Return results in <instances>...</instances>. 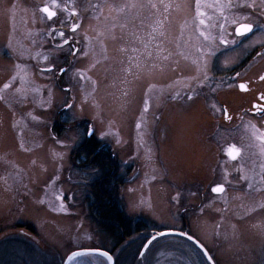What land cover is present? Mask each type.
Segmentation results:
<instances>
[{
	"label": "rangeland",
	"instance_id": "374dc122",
	"mask_svg": "<svg viewBox=\"0 0 264 264\" xmlns=\"http://www.w3.org/2000/svg\"><path fill=\"white\" fill-rule=\"evenodd\" d=\"M102 1L76 0V10L84 15L78 33L84 39L82 50H88L85 30H104L111 23L105 19L109 16L108 9L89 6L103 4ZM113 2L116 0H108V4ZM186 2L194 5V0ZM5 4V0H0V46L7 37L3 28ZM161 13L153 16L151 11L150 14L139 12L143 23L146 20V26L142 27L139 18L140 37L152 52V59L147 63L149 68L156 64L155 69L138 70L137 77L128 75L125 69L131 66L133 73L135 69L136 61L129 64L131 57L139 56L141 63L146 61L142 55L144 44H129L127 39L106 41L105 59L95 33L89 31L94 58L102 64L87 72L91 80H81L77 73L84 74L91 61L79 53L73 59L71 108L65 111L68 114L64 115L61 107L70 99L66 100L60 89L57 92L52 75L41 74L31 66L26 69L29 77L42 75L38 76L42 78L43 107L34 106L35 87L29 85L31 89H26L29 95L23 106L12 104L7 108L0 104V264H64L71 254L85 250L114 252L118 264H209L193 243L180 236L154 240L141 256L144 246L156 233L185 232L182 214L187 217L189 234L205 246L215 264H264V236L252 227L259 224V215H245L241 220L246 207L241 204L233 208L232 202L224 205L225 209L221 205L208 207L204 213L195 209L196 186L191 179H186L187 168L182 159L186 150V163L194 175L196 147L193 138L185 137L190 125L185 120L184 106L188 102L190 106L196 100V93L201 94L208 83V78L201 79L205 59L201 49L212 53L216 50L200 37L193 8L172 9L170 13H164L161 8ZM157 19L167 20L166 37L152 32ZM129 28L124 29V35ZM120 31L117 27L118 36L123 34ZM157 43H162L167 51L158 52ZM120 46L128 47L129 51L120 53L117 50ZM133 46L141 52H132ZM12 47L16 45L12 43ZM169 53V59L164 60ZM46 63L43 61V66ZM0 67L1 75V63ZM211 67V64L207 67V77ZM35 78H31L33 83L37 82ZM185 95L187 99L189 95L194 99L185 103ZM147 99H150V108ZM58 109L60 113L56 115ZM86 139L97 140L111 150L118 161V174L125 179L119 188L125 214L134 222L142 220L148 224L121 245L91 216L89 194L100 171L84 156L76 157L75 151ZM185 139H188L187 146H184ZM177 193L179 203L173 199ZM224 215L226 220L220 221L225 219ZM18 224L23 227L18 229ZM233 225H236L235 232ZM70 264H108V261L104 257L84 255Z\"/></svg>",
	"mask_w": 264,
	"mask_h": 264
},
{
	"label": "flooded vegetation",
	"instance_id": "af4514ba",
	"mask_svg": "<svg viewBox=\"0 0 264 264\" xmlns=\"http://www.w3.org/2000/svg\"><path fill=\"white\" fill-rule=\"evenodd\" d=\"M5 1V10H2L5 12L4 18L6 19L3 21L6 25L3 28L7 33V37H5V43L0 46V63L3 66L0 75V95H4L6 99L0 100V104L7 108L11 107L12 104L14 107L23 106L27 99L26 96L29 95L28 90L26 92L29 85L31 88L35 87L33 88L35 100L32 101L34 106L38 108L43 107L44 99L41 92L42 83L40 79H42L41 74L44 72L40 71V67H43V61H45L43 57L47 55L49 57L47 63L54 66V71L50 72V74L52 75L54 86L57 87V92L60 89L65 93L66 100L70 99L67 105L63 103V107H61L64 108L61 112L65 115L67 113L65 111L71 108L68 107L72 101L71 66L76 56L71 55L70 47L67 45L62 50L55 48L56 42L59 41L58 32L51 39L44 36L43 33L50 31L51 28H63L68 39L73 41L71 47L81 48L82 42L84 43V39L78 35L81 29L76 33L68 31V14L54 6L53 11L57 12V16L53 20L44 18L43 13L38 11V7L45 4L51 5L52 0H22V4L15 3L20 0ZM27 1L31 3H26ZM58 2L63 6L65 0H58ZM116 2L123 3L125 0H116ZM202 2L207 5H215L216 0H202ZM102 3H108V0H103ZM144 11L150 14L149 10ZM201 11L205 12L206 15L198 17L195 14V26L196 28H200L198 30L199 34L205 32L206 35L215 38V42H213L211 39L205 40L200 36L207 46L214 45L216 52L212 54L209 60L211 62L208 61V66L211 64L212 67L208 73L209 77L208 83L205 85L206 88L201 94L196 93V100L190 106L188 105L187 95L183 96L185 103L188 102L184 106V116L185 120L188 121L187 124L190 125V129L188 128L189 133L185 137H189V139L193 138L196 147L194 175L191 174L193 171L189 168L188 163H186L188 162L186 161V150L182 153V159L187 168L185 177L187 180L191 179L196 186L195 200L197 206L195 209L199 212L203 209L201 213H204L209 208L213 209L215 205L218 207L221 205L222 209H225L226 206L224 205L231 202L234 204L233 208L244 204L247 209L253 201L259 202L261 199H264V192L256 191L249 195L244 182L238 183L234 179L238 175L234 165L243 164L245 174L253 177L255 175L253 169L258 172L260 162L264 161V157L260 155V142L254 139V130L249 127V122H251L257 129L264 132V120H261L259 116H255L252 109L253 104L260 102L258 97L264 91V83L258 80L259 75L264 74V15L258 14L259 9L256 12H253L251 9H225L224 15L228 16V20L225 21L220 11L215 7H202ZM1 12L0 10V15ZM137 15L139 16V12H137ZM244 15L250 16L253 31L245 36H238L234 32L235 22L233 17L242 18ZM83 17L84 15H81L82 23ZM200 19H204V25L200 24ZM145 21L142 27L146 26ZM147 23H149L150 28L151 22L149 19ZM132 27H135L137 35L140 36L139 18L135 20L134 25H131L130 28ZM121 31L124 34V29ZM37 32H40L41 35L36 36ZM126 32L128 33L129 31L127 30ZM142 34L144 35L145 33ZM221 37L229 41H235V43L228 45L221 44L219 43ZM33 41H36V43H33ZM76 41H79V44L75 43ZM12 43L16 45L15 48L12 47ZM17 44L19 45L17 46ZM21 52L24 54L20 55L19 53ZM38 53L39 55H37ZM29 66L35 67L40 71L41 74L38 75H41V77L34 74H31L29 77L26 72ZM62 69L66 70L63 74L61 72ZM134 73H136L135 76L137 77L138 69L136 67ZM13 77H16L13 88L3 91L4 84L12 83ZM31 78H35L37 82L33 83ZM29 79L32 82L30 84L28 83ZM245 82L249 83L251 89L247 93L242 92L238 87L239 83ZM16 89H21V91L17 92ZM18 100L20 102H17ZM147 102L148 108H150V99H147ZM47 107L50 106L48 105ZM59 110L56 112V115L60 113ZM228 116L232 118L230 121L227 119ZM187 140L185 139L184 146H187ZM233 146L242 149L244 156L242 161H233L227 155L228 150ZM183 168L185 169V167ZM226 174H228L227 179L232 181V185H226L229 191L224 198H217L216 194L212 193L210 189L217 183H223ZM258 181L259 177H256L253 183L257 187H260ZM187 195L189 194H186V197H188ZM214 199L215 204L212 203ZM210 203L213 206L209 207ZM184 210H187V208ZM245 215L249 216L247 212L243 216ZM234 217H237V214ZM224 218H220L219 220H226L225 215ZM261 219L260 217L257 220L259 224L261 223ZM182 221L185 232L189 233L187 217L183 214ZM22 227L23 225L18 224V229ZM219 230L220 227H218L217 235L220 234ZM262 249L264 250V246H262ZM113 253L111 254L115 256V253Z\"/></svg>",
	"mask_w": 264,
	"mask_h": 264
},
{
	"label": "snow or ice",
	"instance_id": "6c2138e0",
	"mask_svg": "<svg viewBox=\"0 0 264 264\" xmlns=\"http://www.w3.org/2000/svg\"><path fill=\"white\" fill-rule=\"evenodd\" d=\"M53 6L57 9H61L64 13L68 14V20H67V28L68 31L71 33H76L79 29L82 28V21H81V13L76 10V0H65L63 6H61V3L58 2V0H52V4H45L43 6L38 7V11L40 13H43L44 18L47 20H53L57 16V12L53 11ZM92 8H95L97 10L103 8H107L109 12V16L105 17L106 20L111 21L110 24L106 26L104 30H97L95 28H89L88 30H85V36L84 38L88 40V50H82L80 47H71L73 44L72 40H69L68 37L65 34V31L63 28L57 29V28H51L50 31H45L43 33L44 36L48 37L51 39L57 32L59 34V41L56 42L55 48L62 50L64 46H69L70 47V52L72 56H76L78 53L81 54L84 58L89 59L91 62L89 63L86 71L84 74L77 73L79 78L81 80H91V76L87 75L88 71H92L94 69H97L98 65L102 64V61L100 59H95V49L92 48V38L89 37L88 32L92 31L95 33V39L99 42L100 50L102 53H105V59H107V52L108 49L106 47L105 42L106 41H111V42H116V41H123L125 39L128 40L129 44H135L136 42L143 43L144 44V52L142 53L143 56L146 57V61L144 63L140 62V57H131L129 60V64L131 65L133 61H136L135 67L138 70H152L157 67L156 64H151L150 68L147 63V61H150L152 59V52L148 51L149 44L145 43L142 37L137 35V32L135 30V27L129 28V25H134V22L136 19L140 18L141 19V24H143V19L137 15V12H143L144 10H149L152 12L153 16L156 15H162L161 13V8L163 9L164 13H170L172 9H176L177 11L186 9V8H193L195 11L196 16L198 17H204L206 15L205 12L201 11L202 7H215L220 11L221 16L224 17V20H228V16L224 15V10L225 9H251L253 12H256L257 9H259V15H264V0H216L215 5H207L202 2V0H194V5L193 4H188L185 0L184 3H174L169 0V2H166V0H159V3L154 2V0H125L123 3H116L113 2L111 4L105 3V4H94V5H89ZM87 10V8H86ZM112 13H115V16L111 15ZM38 19V18H37ZM234 22H235V28L234 32L238 36H245L248 33H251L253 31V25L250 22V16L249 15H244L242 18L240 17H233ZM117 21H120V23H117ZM200 24L204 25L205 21L204 19H200ZM120 27L121 30L125 28H129V32L127 35L121 34L117 35L116 34V28ZM153 33H159L160 37H166L167 33L165 30V22L164 20L157 19L156 21V26L153 27L152 29ZM41 33L37 32L36 36H40ZM151 35V34H150ZM200 36L203 37L205 40H213L215 42V38L210 37L209 35H206L205 32H201ZM134 38V39H133ZM153 39L155 37L153 36ZM33 43H36V41H33ZM75 43L79 44V41H76ZM219 43L228 45L230 43H235V41H229L224 37H221L219 40ZM155 48L157 49L158 52H163L167 51L166 49L163 48L162 43H157L155 45ZM120 53H127L129 51L128 47L120 46L117 49ZM132 52L140 53L141 50L136 47H131ZM202 54L204 55L205 59L203 61V68H202V77L201 79L206 80L207 77V67H208V58L212 56V51L208 52H203ZM20 55H23L24 53L21 52L19 53ZM39 55V53L37 54ZM169 55H165L163 57L164 60H168ZM44 60L47 62L49 61V57L45 55ZM41 72H46L50 73L54 71V66H52L49 63H46L43 67H40ZM66 70H61L62 74ZM125 71L128 73V75H136V73H133L131 66ZM239 75V74H238ZM259 82L264 83V74L259 75L258 77ZM16 81V77H13V82L12 83H6L4 84L3 91H6L8 89H12L13 85ZM95 83V81H93ZM201 87H203V84H201ZM239 89L242 92H249L251 91L249 83H239L238 85ZM17 92H20L21 89H16ZM70 91V89H69ZM6 99L4 95H0V100ZM189 100L194 99L193 96L189 95L188 96ZM258 100L260 102L253 104L252 109L254 110V115L259 116L261 120H264V91L261 92V95L258 97ZM17 102H20L19 100ZM68 107L70 108L71 105L69 104ZM227 119L230 121L232 118L231 116H228ZM243 119V117H241ZM249 127H251L254 130V139L258 140L260 142L261 146V151L260 155L264 157V132H261L259 129L255 127V125H252L251 122H249ZM88 135H92V132H88ZM250 146V145H249ZM27 151V149H25ZM227 155L233 160V161H242L244 159V156L242 154V149L237 148L233 146L228 150ZM35 163V162H33ZM236 173H238L237 176L234 177V179L239 183V182H244L247 188V192L249 195L251 193L260 191L264 192V161H261L259 164V171L257 172L255 169H253V172L255 175L253 177H249L247 174H245V168L243 164H237L234 165ZM227 175H225V179L223 183H217L214 187H212L210 190L212 193L216 194L217 198H224L226 193L229 191V189L226 187V185H232V181L227 179ZM259 177V185L260 187H257L256 184L253 183V180ZM235 190V188H234ZM243 190V189H240ZM195 195V193H193ZM61 201H63V197H59ZM173 199L179 203L180 201V194L177 193ZM213 204H215V199L212 201ZM61 207H63V204L61 203ZM211 207V205H209ZM247 213L249 216L252 214L259 215L261 219L260 224H253L252 227L256 228L259 230L260 234L264 236V199H261L259 202L253 201L247 209ZM201 212H203V209H201ZM241 220H244L245 217L243 215L240 216ZM234 229V232L236 231V225L232 226ZM188 239L191 240L192 237L188 236ZM76 255L78 256H84L88 255L87 253H77ZM102 255L107 256V253H102ZM108 259H111V257H107Z\"/></svg>",
	"mask_w": 264,
	"mask_h": 264
},
{
	"label": "trees",
	"instance_id": "16d2710c",
	"mask_svg": "<svg viewBox=\"0 0 264 264\" xmlns=\"http://www.w3.org/2000/svg\"><path fill=\"white\" fill-rule=\"evenodd\" d=\"M75 153L77 158L84 156L100 171V176L92 184L89 194L91 216L98 226L118 245L144 230L147 222L145 224L142 220L134 222L125 214L119 196V188L125 183V179L118 174V161L111 150L97 140L86 139ZM28 229L35 234L33 228ZM114 257L118 264L116 256Z\"/></svg>",
	"mask_w": 264,
	"mask_h": 264
},
{
	"label": "water",
	"instance_id": "95a60500",
	"mask_svg": "<svg viewBox=\"0 0 264 264\" xmlns=\"http://www.w3.org/2000/svg\"><path fill=\"white\" fill-rule=\"evenodd\" d=\"M180 236L183 237L187 240L188 236H191L189 234H187L186 232H181V231H174V230H168V231H161L156 233L155 235H153L151 237V239L146 243V245L144 246L142 252H141V256H143V254L145 253V251L147 250V248L151 245V243L163 236ZM192 237V236H191ZM190 242H192L204 255V257L206 258V260L208 261L209 264H215L214 260L212 259L210 253L207 251V249L204 247L203 244H201L199 241H197L196 239H194L192 237L191 240H189ZM77 253H87L88 255H95V256H100V257H104L107 259L108 264H115V258L114 256L104 250H85V251H79V252H75L73 254H71L64 262V264H70L76 257H78V255H76ZM102 253H107V256L102 255ZM107 257H111V259H108Z\"/></svg>",
	"mask_w": 264,
	"mask_h": 264
}]
</instances>
